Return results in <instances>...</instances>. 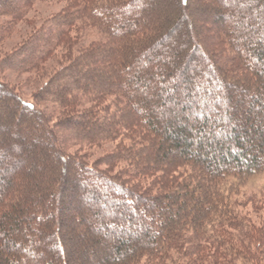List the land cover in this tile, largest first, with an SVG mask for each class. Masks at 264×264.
Instances as JSON below:
<instances>
[{
  "label": "trees",
  "instance_id": "1",
  "mask_svg": "<svg viewBox=\"0 0 264 264\" xmlns=\"http://www.w3.org/2000/svg\"><path fill=\"white\" fill-rule=\"evenodd\" d=\"M34 1L0 0V15L17 21ZM54 1L67 5L0 59V72H41L65 52L35 103L0 81V264H74L67 211L88 203L114 220L138 210L146 229L135 241L111 231L105 264H264V191L241 199L264 174V0ZM206 19L224 23L215 52L198 37ZM130 116L131 143L99 160L117 176L69 151L130 135Z\"/></svg>",
  "mask_w": 264,
  "mask_h": 264
},
{
  "label": "rangeland",
  "instance_id": "2",
  "mask_svg": "<svg viewBox=\"0 0 264 264\" xmlns=\"http://www.w3.org/2000/svg\"><path fill=\"white\" fill-rule=\"evenodd\" d=\"M16 2L17 0H8L7 3L11 4V6H14L16 5ZM66 5V1L36 0L30 6V9L28 10L27 14L17 21L12 20L10 16L0 15V29L1 27L6 26L8 24L10 25V23H12V25H10V30L7 32V35H5L4 37H0V59L5 55L11 53L12 51H15L19 48H24L26 45H29L27 41L33 38L35 30L40 28L44 23H46L48 18H51L52 16L63 10ZM196 21V25L201 27V33L199 32L198 37L201 40V38L204 36L205 40H203V44H205L207 49L209 51L215 52V49L223 48V41L218 35V30L224 25V23L220 24L216 20L212 21L209 19H206L205 21ZM204 26H206L205 32L202 30ZM88 31H91L87 33L88 42L98 37V34L95 30ZM30 49H32V46H28L26 50L30 51ZM64 53L65 52L63 48L59 49L56 53V56L52 57L47 61L45 66L46 68L41 71L42 73L36 71H33L31 73H17L13 71H4L0 72V81L7 83L11 86V88L18 91V93L25 100L34 102V96L39 91V89L47 82L51 74L60 66H62L63 63L61 59ZM222 59L228 64H230L229 57L225 54L222 55ZM109 70L110 69L105 68V71L110 72ZM79 109L82 108L79 107ZM186 110H184V112L182 111V115L187 116ZM190 110L191 108H188V111ZM159 113L163 115L164 120H169L173 117V115L168 112L167 109H164L163 111L160 110ZM16 118L11 119L17 121ZM88 118L89 117L85 115V119ZM131 118L134 117L130 116V135L127 133V136L120 137L117 140L103 142L99 145H84L80 147L76 145H69V151L79 153V156L82 159H84L89 165L97 167V169H100V171L117 176V173L120 169L119 166H113L111 169H108L106 165H104V163L100 162L99 160L101 158H104L110 152L117 150L118 144H121L122 141L125 143H131L132 139H129L130 136L136 135L132 132V130L134 131L132 127L134 122ZM7 121H9L8 118ZM77 121H79L77 124L81 123L83 125L84 118H81V121L80 119H77ZM36 145H41L42 147H40L43 150H48L49 147V144L46 143H40L39 145V143L36 142ZM11 154L17 155V153L15 152H12ZM30 161V158L26 156L25 162H23L19 168L18 166H15V172L12 174V178H16L17 173H19L21 169H24V167L29 166ZM162 180L167 181L166 179ZM241 190V199L245 197V202L248 197H251L253 195L258 196L260 198L262 192L264 191V174H258L249 178ZM74 206L75 204L72 205V208H70L69 211H67V213L74 211V215L72 216L69 225H67L69 226V228L71 227V230L69 229L68 232V237H64L63 239V241L66 243V250H69L70 248L68 242L72 245L73 251L70 255L72 256L71 260H73L74 264H105L107 257L113 254L114 248L117 246L116 242H118L117 238L113 239V232L111 231H114V234L123 236V238L126 240L135 241L138 237H141L143 235V232L146 230L141 225L144 224V222L142 223L143 219L141 217V214H139L138 210L136 211V214L134 213L130 214V216H125V218L122 220H114L112 217L109 216L110 212L112 211L111 208H107L105 210L102 209L99 204L92 203L85 204L80 210L74 209ZM240 209L244 210L245 212L250 211L251 214H253L251 204L245 205V207L242 206ZM98 210L104 211L105 215L107 214V219L104 220L102 227L96 226L98 229L95 230V226H90V224L87 223V220L91 216L92 211L97 212ZM159 217L161 219H165V217L162 216L161 212H159L156 216V218ZM152 223H154L153 220ZM17 251H19L22 255L25 254L19 249H17ZM39 262L41 264H44L45 259L26 256V259L22 264H37Z\"/></svg>",
  "mask_w": 264,
  "mask_h": 264
}]
</instances>
